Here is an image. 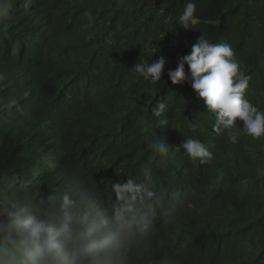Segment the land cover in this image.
<instances>
[{
  "label": "trees",
  "instance_id": "obj_1",
  "mask_svg": "<svg viewBox=\"0 0 264 264\" xmlns=\"http://www.w3.org/2000/svg\"><path fill=\"white\" fill-rule=\"evenodd\" d=\"M187 2L0 0V264H34L28 214L70 225L52 264H264V136L238 120L231 143L167 75L203 34L233 48L264 112V0H194L186 30ZM160 56L156 83L133 69ZM186 138L210 156L188 157Z\"/></svg>",
  "mask_w": 264,
  "mask_h": 264
},
{
  "label": "clouds",
  "instance_id": "obj_2",
  "mask_svg": "<svg viewBox=\"0 0 264 264\" xmlns=\"http://www.w3.org/2000/svg\"><path fill=\"white\" fill-rule=\"evenodd\" d=\"M195 11L194 0H188L183 14L179 17V25L187 30ZM166 64V58L160 56L152 62L140 60L133 69L145 81L156 83L163 77ZM167 75L173 84L190 83L198 96L203 98L208 111L215 113L217 123L213 126L214 131H219L221 126L227 129L235 128L228 136L231 143H236L240 135L241 126L236 127L238 120L243 122L242 129L247 135L256 139L264 136V112L245 99L251 77L240 70L235 52L229 44H212L202 34L192 44L191 51L179 57L177 67L174 70L169 69ZM165 109L166 104L161 102L152 107L151 112L158 117ZM166 146L167 144L160 140L152 144L153 149L159 152H165ZM178 148H182L193 160L204 162L205 158L210 156L209 151L198 139L186 138ZM17 223L26 231L35 246V252H28L34 264L37 254L45 258L46 264H52L62 255L65 240L71 231L69 223L49 224L32 214L23 219L18 218ZM152 240L148 235L138 238L136 252L147 249ZM160 264L169 263L164 261Z\"/></svg>",
  "mask_w": 264,
  "mask_h": 264
}]
</instances>
